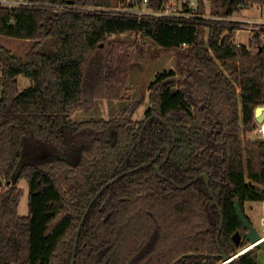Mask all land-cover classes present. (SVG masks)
Masks as SVG:
<instances>
[{
	"label": "trees",
	"instance_id": "16d2710c",
	"mask_svg": "<svg viewBox=\"0 0 264 264\" xmlns=\"http://www.w3.org/2000/svg\"><path fill=\"white\" fill-rule=\"evenodd\" d=\"M30 1L66 7L0 5V35L32 41L24 56L0 44V264H218L247 246L235 201L264 200V137L249 136L264 105V24L237 44L241 23L206 18L202 1L195 16L142 18L76 8L125 0ZM211 1L220 17L264 4ZM147 40L176 68L148 86L144 118H131L142 99L110 119L70 118L123 99L135 52L151 59ZM259 249L235 262L258 264Z\"/></svg>",
	"mask_w": 264,
	"mask_h": 264
},
{
	"label": "rangeland",
	"instance_id": "374dc122",
	"mask_svg": "<svg viewBox=\"0 0 264 264\" xmlns=\"http://www.w3.org/2000/svg\"><path fill=\"white\" fill-rule=\"evenodd\" d=\"M204 3L205 16L210 19H222L225 17L214 16L210 14V9L212 6L211 0H196L198 2ZM180 9V7L176 10ZM260 12V11H259ZM238 15L244 13L243 8L236 11ZM261 13V12H260ZM228 20V19H226ZM240 26L236 29L234 34V40L237 44H248L249 37L252 36V31L250 30L248 24L240 22ZM258 26V25H257ZM260 28V25H259ZM256 29V28H255ZM136 35L132 33H116L111 36L112 40L120 39L133 43ZM0 44L6 46L14 53L19 56H24L25 53L30 48L32 41L21 39L17 37L0 35ZM149 46V52L151 54V59L148 63H143L139 58L138 54L135 52L134 60L131 66L130 76L127 84V88L124 92V97L121 100H110V99H99L96 102L95 107L92 110H84L82 108L75 109L70 114V118L74 120H88L91 118L100 119H110L112 117L120 115L135 99H142V102L138 106L134 115L131 117L133 120H139L144 118L145 109L148 107V86L156 78L159 72L164 70L175 69L176 68V57L173 52H167L161 48L158 44L152 40H147ZM1 64V63H0ZM1 74V67H0ZM19 87L24 89L31 84V79L20 74L18 76ZM248 136V135H247ZM249 136L260 137V133L256 130L249 134ZM20 186L24 190V195L20 202L19 212L21 215H26L28 213V193L29 187L25 179L20 181ZM4 187L3 179H0V191ZM246 214L250 218L251 222L255 225L257 230L260 228V217H261V204L260 202L253 201L247 204ZM246 247V246H245ZM243 249V248H242ZM241 250V249H240ZM221 263V262H220ZM218 263V264H220ZM258 264H264V248H260L258 251Z\"/></svg>",
	"mask_w": 264,
	"mask_h": 264
},
{
	"label": "built area",
	"instance_id": "2783aa9c",
	"mask_svg": "<svg viewBox=\"0 0 264 264\" xmlns=\"http://www.w3.org/2000/svg\"><path fill=\"white\" fill-rule=\"evenodd\" d=\"M151 0H125L124 3L121 2L118 7L115 8H101V7H83L76 6V8L85 9L89 11H116L121 13H130L138 18L146 16H195L194 11H197L198 4L196 0H167L164 5L159 9L155 10L150 4ZM0 5L8 8L17 7H34V6H54L56 10H62L66 6L64 4H47L41 2H35L30 0H0ZM177 7L180 9L176 10ZM187 8V9H186ZM206 17V16H205ZM226 19V18H225ZM258 25V26H257ZM250 30H258L259 24L248 25ZM258 132L264 137V122L260 123ZM261 204V217H260V228L258 230L261 239L257 242L264 240V200L260 202ZM255 245V244H254ZM249 243L246 247L239 250L236 255H240L245 251L254 247ZM251 246V247H250Z\"/></svg>",
	"mask_w": 264,
	"mask_h": 264
},
{
	"label": "water",
	"instance_id": "95a60500",
	"mask_svg": "<svg viewBox=\"0 0 264 264\" xmlns=\"http://www.w3.org/2000/svg\"><path fill=\"white\" fill-rule=\"evenodd\" d=\"M255 117H256V120L258 123L264 122V105H259L256 107ZM235 205H236V209H237V213H238L239 217L241 218L245 227L247 228L246 236L249 239V243L251 245L255 244L254 247L264 248V240L257 242L261 239V236H260L257 228L255 227V225L253 224V222H251V220L247 216L246 212L243 210V208H242V206L238 200L235 201ZM235 238L237 241L239 240V238H240L239 232H237L235 234ZM236 254H237V252L233 255H227V254L222 253L223 260L221 261L220 264H226V263L237 264L235 262V259L239 255H236Z\"/></svg>",
	"mask_w": 264,
	"mask_h": 264
},
{
	"label": "crops",
	"instance_id": "0c3cea01",
	"mask_svg": "<svg viewBox=\"0 0 264 264\" xmlns=\"http://www.w3.org/2000/svg\"><path fill=\"white\" fill-rule=\"evenodd\" d=\"M236 11L233 14H231L230 16L225 17V18L228 20H231V21L249 23L248 25H250L251 23L255 24V25L256 24H259V25L264 24V4L263 5L259 4V3L247 4L245 7H243L244 13L241 15H238L236 13ZM249 39H250V37H249ZM248 203H252V202H247L245 204V212H246Z\"/></svg>",
	"mask_w": 264,
	"mask_h": 264
},
{
	"label": "bare ground",
	"instance_id": "6f19581e",
	"mask_svg": "<svg viewBox=\"0 0 264 264\" xmlns=\"http://www.w3.org/2000/svg\"><path fill=\"white\" fill-rule=\"evenodd\" d=\"M253 245H254V244H252L251 246H253ZM251 246H250V247H251Z\"/></svg>",
	"mask_w": 264,
	"mask_h": 264
}]
</instances>
